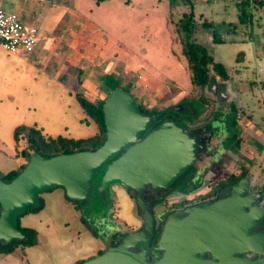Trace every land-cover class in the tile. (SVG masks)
Segmentation results:
<instances>
[{"label":"rangeland","instance_id":"374dc122","mask_svg":"<svg viewBox=\"0 0 264 264\" xmlns=\"http://www.w3.org/2000/svg\"><path fill=\"white\" fill-rule=\"evenodd\" d=\"M262 1L260 14L264 20ZM71 5L116 43L119 50V61L113 70L104 76L99 74L100 84L104 85L105 77L120 85L131 81L132 94L147 108H157L160 112L179 104L181 110L199 112L194 126L209 125L218 132V138L210 139L209 149L195 162L198 170L193 172V178L186 182L185 177L180 178L171 190L174 192L156 201V212L167 204L176 206L182 199L212 195L218 180L239 175L242 168L249 171L246 176L250 190L263 192L264 172L256 168L257 161L251 158L261 150L256 141L264 142V87L254 91L238 88H248L244 82L252 71L264 83V33L252 39L256 43L242 40L240 27L228 33V24L233 29L238 23L235 0H221V3L192 0L191 4L189 0H73ZM191 6L195 13H203L213 20V30L223 42L215 43L214 47L209 45L212 37L206 34L204 37L209 40L204 41V27L200 24L196 25L192 38L206 47L229 74L227 80H222L209 66L211 84L203 90L192 87L178 41L183 31L180 26L175 29L174 23ZM50 9L53 14L47 18V24L55 25L66 7L59 5ZM244 10L249 11L246 6ZM20 18L27 25L33 24ZM258 19L255 14V21ZM17 55L29 54L17 52ZM244 60L251 68L249 71L242 65ZM49 70L47 65L40 67L37 59H25L24 64L12 65L5 71L6 79H0V172L16 170L25 163L20 152L27 144L26 138L21 136L17 141L14 137V129L19 125L35 126L46 136L74 139L89 137L97 131L96 123L77 98V95L84 96L83 90L74 81L54 78ZM139 73L144 79L137 77ZM158 83L162 85L159 87ZM102 85L98 93L104 98L106 90ZM241 92L242 104L252 111L231 110ZM200 95L206 102L200 100ZM181 114L185 118L188 112ZM185 184L189 186L188 191L180 188ZM39 196L43 207L19 218L22 227L36 230L34 243L25 246L15 241L11 252L0 251V264H77L107 248L111 234L107 228L112 233H125L142 225L136 200L121 182L111 184L105 198L93 189L79 206L66 199L61 186ZM165 214L158 220L164 219Z\"/></svg>","mask_w":264,"mask_h":264},{"label":"water","instance_id":"95a60500","mask_svg":"<svg viewBox=\"0 0 264 264\" xmlns=\"http://www.w3.org/2000/svg\"><path fill=\"white\" fill-rule=\"evenodd\" d=\"M102 111L106 137L97 149L48 158L32 152L14 178H0L1 244L26 238L18 221L39 206L41 192L61 186L71 201L87 200L98 170L106 164L98 193L105 198L114 181L133 189L142 227L77 264H264V198L250 190L249 177L222 188L213 201L171 212L155 231L158 225L144 192L168 191L194 165L198 135L166 119L141 137L160 114L142 113L135 97L119 87L109 91Z\"/></svg>","mask_w":264,"mask_h":264},{"label":"crops","instance_id":"0c3cea01","mask_svg":"<svg viewBox=\"0 0 264 264\" xmlns=\"http://www.w3.org/2000/svg\"><path fill=\"white\" fill-rule=\"evenodd\" d=\"M72 1L73 0L70 2L68 0H61L60 2H58V0H0V6L3 9L8 12L16 13L24 24L25 22L20 18L21 16L24 19H28L29 22L32 21L33 24L25 25L27 27L38 28L40 33L38 46L36 50L29 55L21 56L17 55V53H9L0 44V79H6L4 73L10 69L12 65L24 64L25 59H37L40 67H45V65L50 67L49 75H53L54 78L74 81L76 86L83 90V94L88 100L97 103L103 99L98 93L101 85L99 74H103L104 76L105 73H110L118 63V54L120 53L116 47V43L110 40V38H107L87 16L72 7ZM189 1L191 4L192 0ZM214 1L217 2V0ZM244 1L245 0H235V5L238 10V23L234 24L233 29H230L232 28L231 23L228 24V33L229 31L232 33L233 30L240 27L243 33L241 39H246L249 43H256L255 40L252 39H256L260 37V33H264V20H262V14H260L263 1L261 0L262 4L258 2L260 0H249L250 2H245L246 4L243 3ZM219 3H221V0H219ZM256 3H258V5ZM59 5L66 7L64 15L59 20H55V25H48L47 18L53 14L50 8ZM241 5L246 6L249 10L248 13H246L248 17L247 19L244 18L243 22L239 20V15H241L239 7ZM191 7L197 22L200 23L204 19L213 21L203 13H195L193 6ZM255 14L259 17L258 21H255ZM202 35L204 41L209 40V37L207 39L204 37L205 35L203 33ZM209 45L214 47L215 43L210 40ZM3 50H5L6 53L3 52ZM243 63L242 65L247 66V71H249L251 68L249 64L246 63V60H244ZM19 76L18 74L17 77ZM137 77L139 79H144V76L140 73ZM247 78V81L244 83L248 88H238L239 91L261 90L264 87V83L258 81L253 71L251 76ZM161 85L162 84L158 83L159 87ZM230 86L231 89H233V86ZM241 99L242 92L240 94L238 93L237 99H235L236 103H234V106H231V110L234 109L241 112L246 110L252 111L250 107L246 109ZM197 113L199 114L198 111L194 112V115L197 116ZM256 142L259 143L261 150L259 149L258 154L256 157L251 158V161H257L256 168L264 172V142ZM260 173L261 172H258V174Z\"/></svg>","mask_w":264,"mask_h":264},{"label":"trees","instance_id":"16d2710c","mask_svg":"<svg viewBox=\"0 0 264 264\" xmlns=\"http://www.w3.org/2000/svg\"><path fill=\"white\" fill-rule=\"evenodd\" d=\"M61 0H58L60 2ZM69 2L71 0H68ZM99 1V0H98ZM190 2V1H189ZM250 2L249 0H245L243 3ZM260 4H262L261 0L258 1ZM240 14L239 15V20L243 22L244 18L247 19L248 14H246L244 10V6L241 5L240 8ZM172 18V16H171ZM173 19V18H172ZM174 21V20H173ZM175 29H178V26H180L181 30L183 31V36H179L180 38L178 39L179 44L181 46V52L186 60L187 67L189 70V77H190V82L192 84L193 89L198 87L200 90H203L208 86L211 81L209 77V66L217 73V75L222 79V80H227L229 77L228 71L225 68V66L214 60L213 55L208 51L206 47L201 45L195 38H192L193 36V31L196 28L197 24H200L201 27L203 28V34L210 35L212 37L213 43H219L223 42V39L221 37L217 36L216 30H213L214 23L211 20L204 19L202 22H197L194 14L192 7L190 8L189 11H186L182 14V16L179 19V22H175ZM112 80L110 79H105L103 80V84L106 85L103 88L106 90V96L98 101L97 103H94L87 98H85L82 95H77V98L83 107L84 111L89 115V117L94 120V122L97 125V131L86 138H69V137H64V136H57V137H50L44 135L40 129L36 128L35 126H26V125H19L14 129V137L18 141L21 136H24L26 139V146L21 150L20 154L21 156L25 159V163H23L20 168L16 170H11L7 173H2L0 172V178L3 179L4 181H10L12 178H14L26 165L27 161L29 160V157L32 152H37L41 154L42 156L48 158L53 155H57L60 153H70V152H76V151H81V150H95L99 146L102 145V143L105 140L106 137V130H105V124H104V118H103V111H102V104L109 94V91L111 89H114L116 87L122 88L126 90L127 92L131 93L132 89V83L131 81H127L123 83L122 85L119 84L118 81L111 82ZM133 95V94H132ZM134 96V95H133ZM200 100L202 102H206L207 99H205L202 95H200ZM136 99V98H135ZM137 100V99H136ZM138 102L139 110L144 113H158L159 110L157 108H147L144 104L141 102ZM181 112L183 113L184 110H178V109H173L171 106L167 107L165 110V113L172 114L175 119L177 117L182 116ZM181 114V115H180ZM163 117V116H162ZM195 115L188 114L186 115V121L191 122L195 118ZM195 164V163H194ZM106 169V164H104L97 172V175L95 177L94 183H93V189L97 190V186L100 183L101 176L104 173V170ZM198 169L195 167V165L190 166L183 175H181V178L185 177V182L191 178H193V172L197 171ZM240 176H235V175H230L226 179L220 180L219 181V186L218 190L221 189L224 185L229 186L232 183L237 182L241 176L246 175L249 171L245 168H242ZM117 182V181H114ZM119 182V181H118ZM113 182L110 183V185ZM129 192H133V189L130 187L126 186ZM189 186H185V190L188 189ZM261 196L263 195L264 197V190L262 193H260ZM259 197V199H263V197ZM65 197L67 200L71 201L65 194ZM40 199V204L37 208L32 209L29 208L27 212H33V211H38L41 209L44 205V202L42 198L39 196ZM72 203L76 204L79 206V202L77 201H71ZM82 219L83 216L81 217ZM18 227L21 230L22 233L26 234V238L21 240V239H15L11 244H1L0 243V251L2 252H11L13 250V244L15 241L20 242L22 245H31L34 243V238L36 237V230L30 227H22L18 221ZM160 229V227H158ZM120 241V239H117L113 241V244H117Z\"/></svg>","mask_w":264,"mask_h":264},{"label":"flooded vegetation","instance_id":"af4514ba","mask_svg":"<svg viewBox=\"0 0 264 264\" xmlns=\"http://www.w3.org/2000/svg\"><path fill=\"white\" fill-rule=\"evenodd\" d=\"M179 105V104H178ZM171 107H173V106H175V105H170ZM177 106V105H176ZM165 110L166 109H164L163 111H160V112H158L159 114H160V117H159V119L157 120V121H155L154 122V124L151 126V127H149L148 129H147V131H145V132H142L141 133V137L142 136H144L145 134H147L150 130H152L153 128H155L159 123H161L162 121H164V120H166V119H171V120H173V121H175V122H177L178 124H181V125H183V126H185L186 127V129L188 130V131H190L193 135H198V142H199V144H200V148H199V158H200V156L202 155V153L204 152V151H206V150H208L209 148H208V145H209V142H210V139H212V138H215V137H217L218 138V132L217 131H215V130H213L209 125H198V126H194L195 125V120H196V117L193 119V121H191V122H187L186 121V116H185V118L183 117V116H180V117H177L176 119L174 118V117H172L173 115L172 114H169V113H165ZM179 111L181 110V109H178ZM185 112H188V114H191V115H194L193 114V112L192 111H190V110H188V109H185L184 110V112L183 113H185ZM142 113H144V112H142ZM144 114H155V113H144ZM187 114V115H188ZM163 116V117H162ZM194 122V124H192ZM199 160V159H198ZM242 173V172H241ZM241 173L239 174V175H236V176H240L241 175ZM248 174V173H247ZM246 174V175H247ZM231 175H233V174H231ZM246 175H243V176H241L240 178H242V177H245ZM230 176V175H229ZM229 176H227V177H229ZM182 176H180L178 179H176V181H174V183H172L171 184V186L169 187V189H168V191H164V189H152V188H148L145 192H144V196L146 197V199H147V201H149L150 203H151V211L153 212V214H154V219H155V225H158L157 226V228L155 229V231H158V230H160L158 227H162V224H163V221L165 220V218L167 217V215L168 214H170L171 212H173V211H180V210H182L183 208H187V207H189V206H192V205H196V204H200V203H203V202H206V201H213V200H215V199H217L218 197H219V192L221 191V189L222 188H224V187H226V185H224L223 187H221V189L220 190H218V186H219V181L220 180H223V179H220V180H218L217 181V183H216V188H215V190H214V193L212 194V195H210V196H208V197H205V198H201V199H195V198H192V199H189V200H184V199H182L183 201H179L177 204H176V206L175 205H173L172 206V204H174V203H171L169 206H168V204L166 205V206H164L163 208H160V211H158V212H156V210H154V205L156 204V201H157V203L161 200V198L163 197V195L165 196V197H167L171 192H174V191H171L172 189H173V187H174V185H175V183L177 182V181H179L180 180V178H181ZM226 177V178H227ZM226 178H224V179H226ZM118 182V181H117ZM114 183H116V182H113L112 184H114ZM233 184V183H232ZM232 184H230V185H232ZM229 185V186H230ZM186 186V184L184 185V186H182V187H180L181 188V190H183V191H186L185 189H184V187ZM128 193L130 194V196L131 197H133L134 199H135V191L133 190V192H129L128 191ZM262 193V192H261ZM162 196V197H161ZM161 197V198H160ZM162 202H165V201H162ZM77 206V205H76ZM170 206H172V207H170ZM171 209H173V210H170V208ZM169 208V209H168ZM167 211H169V212H167ZM164 213H166L165 214V218L164 219H160V220H158V217H160L162 214H164ZM107 226V225H106ZM142 227V225L139 227V228H137V229H135V230H138V229H140ZM107 228V227H106ZM106 230H109L110 232L109 233H111L110 234V240H109V244H108V246H111V245H116V244H113V241H115V240H117V239H121V237L123 236V235H125L126 233H128V232H130V231H128V232H125V233H123V232H120V233H115V232H113L112 233V230L111 229H109V228H107ZM135 230H131V231H135ZM154 237H156V233L154 234ZM107 246V247H108ZM100 254V253H99Z\"/></svg>","mask_w":264,"mask_h":264},{"label":"built area","instance_id":"2783aa9c","mask_svg":"<svg viewBox=\"0 0 264 264\" xmlns=\"http://www.w3.org/2000/svg\"><path fill=\"white\" fill-rule=\"evenodd\" d=\"M36 27H27L14 12L0 6V44L9 53H33L39 43Z\"/></svg>","mask_w":264,"mask_h":264}]
</instances>
